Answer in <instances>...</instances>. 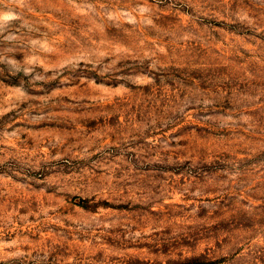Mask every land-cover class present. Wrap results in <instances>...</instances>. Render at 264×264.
I'll return each instance as SVG.
<instances>
[{
    "label": "rangeland",
    "instance_id": "374dc122",
    "mask_svg": "<svg viewBox=\"0 0 264 264\" xmlns=\"http://www.w3.org/2000/svg\"><path fill=\"white\" fill-rule=\"evenodd\" d=\"M0 264H264V0H0Z\"/></svg>",
    "mask_w": 264,
    "mask_h": 264
}]
</instances>
